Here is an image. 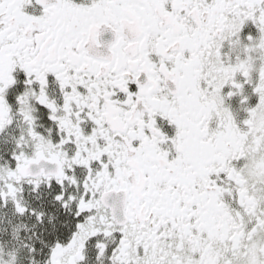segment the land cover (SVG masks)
<instances>
[{"label": "snow or ice", "instance_id": "obj_1", "mask_svg": "<svg viewBox=\"0 0 264 264\" xmlns=\"http://www.w3.org/2000/svg\"><path fill=\"white\" fill-rule=\"evenodd\" d=\"M0 264H264V0H0Z\"/></svg>", "mask_w": 264, "mask_h": 264}]
</instances>
